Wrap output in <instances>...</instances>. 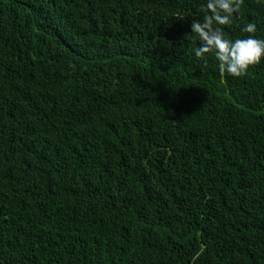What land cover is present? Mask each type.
<instances>
[{
  "label": "trees",
  "instance_id": "16d2710c",
  "mask_svg": "<svg viewBox=\"0 0 264 264\" xmlns=\"http://www.w3.org/2000/svg\"><path fill=\"white\" fill-rule=\"evenodd\" d=\"M206 3L0 0V264H264V60L196 57Z\"/></svg>",
  "mask_w": 264,
  "mask_h": 264
},
{
  "label": "clouds",
  "instance_id": "9594fccd",
  "mask_svg": "<svg viewBox=\"0 0 264 264\" xmlns=\"http://www.w3.org/2000/svg\"><path fill=\"white\" fill-rule=\"evenodd\" d=\"M243 3L244 0H207V14L190 24L191 33L199 39L195 56L204 59L207 54H214L220 71L233 77L246 75L250 67L264 60V38L255 35L256 23L249 22L240 29L246 36L232 38L224 32L223 26L233 23V16L239 14Z\"/></svg>",
  "mask_w": 264,
  "mask_h": 264
}]
</instances>
